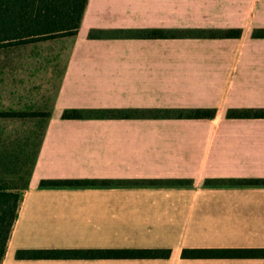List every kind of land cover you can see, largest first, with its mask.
I'll use <instances>...</instances> for the list:
<instances>
[{
  "label": "crops",
  "instance_id": "1",
  "mask_svg": "<svg viewBox=\"0 0 264 264\" xmlns=\"http://www.w3.org/2000/svg\"><path fill=\"white\" fill-rule=\"evenodd\" d=\"M259 31L264 0H88L2 264H264L182 257L264 250V118L228 116L264 110ZM74 109L130 115L63 118ZM196 110L215 115L178 116ZM27 250L171 254L17 258Z\"/></svg>",
  "mask_w": 264,
  "mask_h": 264
},
{
  "label": "trees",
  "instance_id": "2",
  "mask_svg": "<svg viewBox=\"0 0 264 264\" xmlns=\"http://www.w3.org/2000/svg\"><path fill=\"white\" fill-rule=\"evenodd\" d=\"M88 0H0V49L15 45L44 41L62 36H75L79 30ZM217 36L218 34H210ZM239 37L240 31L221 34ZM148 38H168L171 34L153 31L143 34ZM264 37V31L255 33ZM116 111L66 110L67 120L87 117L129 116ZM215 111L196 110L180 112L188 118H211ZM230 118L262 117L264 110L230 111ZM42 142V141H41ZM31 176V175H30ZM90 181H42V187H81L93 185ZM29 180L22 186H13L0 181V264L6 255L13 228L18 219L23 192ZM169 250H27L18 251V259H154L169 258ZM185 259L207 258H264L261 249L184 250Z\"/></svg>",
  "mask_w": 264,
  "mask_h": 264
},
{
  "label": "rangeland",
  "instance_id": "3",
  "mask_svg": "<svg viewBox=\"0 0 264 264\" xmlns=\"http://www.w3.org/2000/svg\"><path fill=\"white\" fill-rule=\"evenodd\" d=\"M73 36L0 49V181L22 187L53 110Z\"/></svg>",
  "mask_w": 264,
  "mask_h": 264
}]
</instances>
